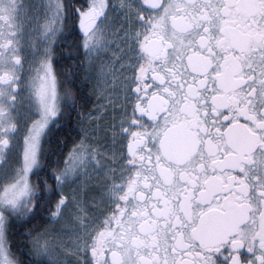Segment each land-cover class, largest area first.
Returning <instances> with one entry per match:
<instances>
[{"label":"snow or ice","instance_id":"obj_1","mask_svg":"<svg viewBox=\"0 0 264 264\" xmlns=\"http://www.w3.org/2000/svg\"><path fill=\"white\" fill-rule=\"evenodd\" d=\"M0 264H264V0H0Z\"/></svg>","mask_w":264,"mask_h":264},{"label":"flooded vegetation","instance_id":"obj_2","mask_svg":"<svg viewBox=\"0 0 264 264\" xmlns=\"http://www.w3.org/2000/svg\"><path fill=\"white\" fill-rule=\"evenodd\" d=\"M26 3H36L37 0H25ZM93 103H95V100H93Z\"/></svg>","mask_w":264,"mask_h":264}]
</instances>
